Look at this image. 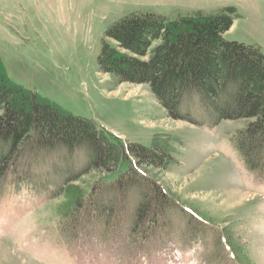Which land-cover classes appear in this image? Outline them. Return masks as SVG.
Returning <instances> with one entry per match:
<instances>
[{
	"label": "rangeland",
	"instance_id": "1",
	"mask_svg": "<svg viewBox=\"0 0 264 264\" xmlns=\"http://www.w3.org/2000/svg\"><path fill=\"white\" fill-rule=\"evenodd\" d=\"M228 7L238 17L224 39L264 53V0H0L4 80L21 96L35 94L62 113L94 120L129 144L152 148L156 140L170 141V167L146 168L147 174L208 227L191 236L187 221L171 214L170 230L139 245L96 227L89 230L93 235L85 230L69 239L56 215L61 197L54 186L86 169V152L36 158L29 175L34 187L24 184L0 203V250L9 256L4 264H240L212 256L215 229L230 234L246 264H264V181L247 170L230 143L243 122L199 126L185 119H196L186 108L181 118L171 117L148 85L120 82L101 72L97 61L107 30L126 15L173 21Z\"/></svg>",
	"mask_w": 264,
	"mask_h": 264
},
{
	"label": "trees",
	"instance_id": "2",
	"mask_svg": "<svg viewBox=\"0 0 264 264\" xmlns=\"http://www.w3.org/2000/svg\"><path fill=\"white\" fill-rule=\"evenodd\" d=\"M236 17L231 7L173 21L131 13L107 30L97 61L101 72L120 82L148 85L171 117L181 118L186 108L196 119H185L199 126L242 121L230 143L247 170L264 181V53L224 39ZM21 95L0 75V203L24 184L34 187L29 175L36 158L83 151L86 169L53 184L56 198L61 197L56 215L69 239L85 230L93 235L89 230L96 227L110 238L127 236L139 245L170 230L171 214L187 221L191 236L208 228L147 174L146 168L170 167V141L156 140L152 148L129 144L94 120L62 113L35 94ZM230 237L215 229L212 256L246 264Z\"/></svg>",
	"mask_w": 264,
	"mask_h": 264
},
{
	"label": "bare ground",
	"instance_id": "3",
	"mask_svg": "<svg viewBox=\"0 0 264 264\" xmlns=\"http://www.w3.org/2000/svg\"><path fill=\"white\" fill-rule=\"evenodd\" d=\"M8 260H9V256L6 253H4V251L0 250V263L2 264L7 263L9 262Z\"/></svg>",
	"mask_w": 264,
	"mask_h": 264
}]
</instances>
